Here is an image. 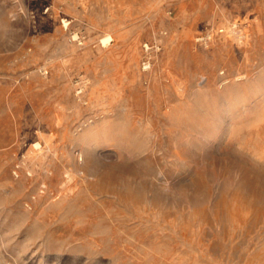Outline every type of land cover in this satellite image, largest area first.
Segmentation results:
<instances>
[{
    "label": "rangeland",
    "instance_id": "1",
    "mask_svg": "<svg viewBox=\"0 0 264 264\" xmlns=\"http://www.w3.org/2000/svg\"><path fill=\"white\" fill-rule=\"evenodd\" d=\"M3 77L0 264H264V0H0Z\"/></svg>",
    "mask_w": 264,
    "mask_h": 264
},
{
    "label": "crops",
    "instance_id": "2",
    "mask_svg": "<svg viewBox=\"0 0 264 264\" xmlns=\"http://www.w3.org/2000/svg\"><path fill=\"white\" fill-rule=\"evenodd\" d=\"M213 30V26L210 28ZM224 27H221L220 30H223ZM3 77L0 80V84L6 83V80H10L11 92L9 95H65L66 85L61 82L59 79H54V77L49 79H42V81H36L35 84L31 87L29 82L24 78H5ZM40 80V78H39ZM56 80V81H54Z\"/></svg>",
    "mask_w": 264,
    "mask_h": 264
},
{
    "label": "built area",
    "instance_id": "3",
    "mask_svg": "<svg viewBox=\"0 0 264 264\" xmlns=\"http://www.w3.org/2000/svg\"><path fill=\"white\" fill-rule=\"evenodd\" d=\"M143 69L144 71H148L151 69V61L148 59L143 62ZM44 74H48L47 70L42 71ZM76 85V94L77 95H83L85 88L87 86V81L85 79L79 78L75 82Z\"/></svg>",
    "mask_w": 264,
    "mask_h": 264
}]
</instances>
